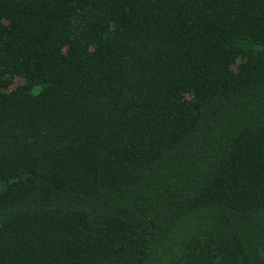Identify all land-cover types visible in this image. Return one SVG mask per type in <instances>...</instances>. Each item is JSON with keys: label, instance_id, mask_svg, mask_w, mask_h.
Segmentation results:
<instances>
[{"label": "trees", "instance_id": "trees-1", "mask_svg": "<svg viewBox=\"0 0 264 264\" xmlns=\"http://www.w3.org/2000/svg\"><path fill=\"white\" fill-rule=\"evenodd\" d=\"M0 264H264V0H0Z\"/></svg>", "mask_w": 264, "mask_h": 264}]
</instances>
